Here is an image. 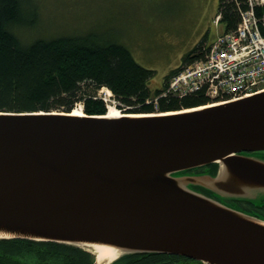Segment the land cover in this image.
Masks as SVG:
<instances>
[{"label":"water","instance_id":"water-1","mask_svg":"<svg viewBox=\"0 0 264 264\" xmlns=\"http://www.w3.org/2000/svg\"><path fill=\"white\" fill-rule=\"evenodd\" d=\"M138 114L0 112V239L264 264V90Z\"/></svg>","mask_w":264,"mask_h":264},{"label":"trees","instance_id":"trees-1","mask_svg":"<svg viewBox=\"0 0 264 264\" xmlns=\"http://www.w3.org/2000/svg\"><path fill=\"white\" fill-rule=\"evenodd\" d=\"M23 8L22 0H0V112L68 113L82 104L87 115L107 114L105 100L97 95L103 88L112 91L120 109L132 114L166 113L213 102L204 90L185 97L160 95L171 77L205 59L207 35L185 54L179 67L166 75L163 85L153 87L155 70L138 64L133 53L121 43H103L94 34L25 41L18 30L30 29L35 22L25 19ZM249 8V0H219L218 33L236 30L241 12ZM254 12L258 18H264V3L255 4ZM208 167L213 174L217 172V164ZM208 167L196 171H210ZM254 204L264 206V201ZM92 255L76 246L55 242L0 239V264H94Z\"/></svg>","mask_w":264,"mask_h":264},{"label":"rangeland","instance_id":"rangeland-1","mask_svg":"<svg viewBox=\"0 0 264 264\" xmlns=\"http://www.w3.org/2000/svg\"><path fill=\"white\" fill-rule=\"evenodd\" d=\"M218 1L22 0L25 19L35 26L21 28L18 34L27 42L94 34L103 43H121L138 64L155 70L151 85L159 87L203 37L208 36V43L216 39L220 30L216 25ZM97 95L104 98L109 110L115 108L113 93L102 89ZM256 156L264 158V152Z\"/></svg>","mask_w":264,"mask_h":264},{"label":"built area","instance_id":"built-area-1","mask_svg":"<svg viewBox=\"0 0 264 264\" xmlns=\"http://www.w3.org/2000/svg\"><path fill=\"white\" fill-rule=\"evenodd\" d=\"M259 2L264 0H249L250 8L241 12L238 28L218 35L209 45L205 59L172 77L161 97H185L204 90L211 100L220 102L263 92L264 18L254 12V5ZM155 107L158 110L157 104Z\"/></svg>","mask_w":264,"mask_h":264},{"label":"flooded vegetation","instance_id":"flooded-vegetation-1","mask_svg":"<svg viewBox=\"0 0 264 264\" xmlns=\"http://www.w3.org/2000/svg\"><path fill=\"white\" fill-rule=\"evenodd\" d=\"M210 172L212 173L213 169L208 167ZM207 170V169H205ZM214 173V172H213ZM212 173V174H213ZM210 197L217 199L218 201L227 204L232 208L240 209L244 212H249L254 216L264 217V206L256 205L252 201L246 200H238V199H230V198H220L215 196L213 193H207ZM114 264H205L204 262L189 258L187 256H182L178 254H168V253H140V254H129L127 256H123L117 260ZM207 264V263H206Z\"/></svg>","mask_w":264,"mask_h":264},{"label":"bare ground","instance_id":"bare-ground-1","mask_svg":"<svg viewBox=\"0 0 264 264\" xmlns=\"http://www.w3.org/2000/svg\"><path fill=\"white\" fill-rule=\"evenodd\" d=\"M108 94L111 93V91L109 89H106ZM212 105V104H211ZM206 107V106H203ZM111 110H109L110 112H108L105 115H108L109 117L112 116H123V113H121L117 108H110ZM74 114H78V115H84V112L79 108H75L74 109ZM150 115H155V114H150ZM92 253H95L97 255V259L96 261L99 264H108V263H112L114 262L113 260H116L119 256V252L114 250L113 248L109 247V246H96L95 248H93L91 250Z\"/></svg>","mask_w":264,"mask_h":264}]
</instances>
